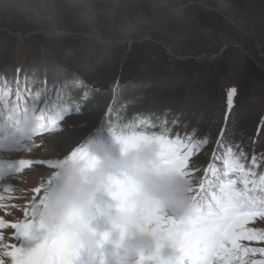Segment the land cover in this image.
<instances>
[{
  "label": "rangeland",
  "instance_id": "obj_1",
  "mask_svg": "<svg viewBox=\"0 0 264 264\" xmlns=\"http://www.w3.org/2000/svg\"><path fill=\"white\" fill-rule=\"evenodd\" d=\"M146 1L148 11L137 7L135 9V14L144 19L141 32L127 43L149 41L155 45L157 51L167 54L172 62L192 60L197 65L205 66H210V62H222L226 73L220 79L218 97L226 105L228 90L235 88L237 94L239 85L247 80L248 59L254 61L256 67L264 72V49L261 44H256L248 36L242 37V42L232 40L225 35L227 29L222 25L207 29L197 17L198 13L216 14L215 11L224 15L226 19L234 16L236 0ZM258 1L264 3V0ZM17 8V4L10 3L5 6L3 12H0V44L4 37H9L12 42L7 62L5 64L0 62V111L7 101L8 106L13 105L12 102L15 101V106L21 103L22 107L31 108L32 113L49 117L59 115L62 118L59 121V131L42 132L34 136L30 142L28 140L22 144H15L9 151L0 150V156H7L3 161L0 158V183L3 182L0 185V196L4 197L0 199L2 205L0 217L9 223L22 220L24 209L30 206L32 197L36 195L32 189L45 182L46 177L49 183L55 182L57 168L50 170L47 165H33L17 174L16 167L20 159H50L62 163L70 152L78 147L85 149L90 156L97 159H116L121 146L114 139L111 129L126 132L161 131L160 127L142 126L140 124L142 120L170 128L171 131L168 133L170 138L177 134L184 136L192 129L197 130L196 136L199 139L208 135V144L202 146L200 151L190 158V167L197 169L193 173V179L197 182L205 176L204 169L209 163L222 167L221 161L213 160L221 128L219 126L218 129L212 121L213 108L202 118L199 109L194 107L197 105L196 100L192 98L189 101L191 92L182 93L165 88L163 84L146 91L139 84L125 88L120 79L103 83L100 79L94 78L79 86L72 84L68 79L63 81L49 79L42 70V53L28 54L26 39L39 36L36 28L24 22ZM165 70L168 73L173 71L170 67ZM263 83H253L254 100L259 102H264ZM17 92L21 94L19 99L16 96ZM98 94H101V99L97 101L98 106L93 107L92 105L97 103ZM71 103L82 105L81 110L75 111ZM173 121L177 123L173 124ZM133 125L135 127H132ZM261 125L260 123L257 132L262 128ZM222 139L219 155H223L229 146L236 152L243 151L245 155L242 162L246 168L254 167L257 178L264 174V145H259L255 138L252 139L250 146L237 139L224 136ZM29 144L32 145L30 151L26 150ZM253 157H256L255 166L252 165ZM5 187L9 188L8 192L4 191ZM111 198L108 187L102 185L96 195V201L99 199V203L97 202L99 215L96 220L93 219L92 224H95L97 229L107 228L120 238L119 232L111 229L104 218L106 215L102 214L107 208L115 211L116 208L114 209L112 205L105 206V202ZM13 205L16 207L13 208ZM245 227L264 231V220L257 217ZM14 231L10 227L0 228L3 243L9 245L18 243L15 241ZM240 243L246 247H264V241L242 240ZM250 258L264 259L259 253ZM131 259L134 261V257L131 256Z\"/></svg>",
  "mask_w": 264,
  "mask_h": 264
},
{
  "label": "clouds",
  "instance_id": "obj_2",
  "mask_svg": "<svg viewBox=\"0 0 264 264\" xmlns=\"http://www.w3.org/2000/svg\"><path fill=\"white\" fill-rule=\"evenodd\" d=\"M10 3L18 5L24 22L34 26L41 38L44 75L53 81L68 79L77 86L111 67L144 24L135 14L136 0H0V12ZM93 159V166L65 159L57 168L55 182L44 185L43 204L33 206L34 219L59 248L79 253L100 243L92 221L100 211L96 195L102 185L117 201L115 213L106 212L107 223L119 232L121 247L134 257V264L140 254L157 249L152 235L137 228L145 204H155L176 218L193 215L189 180L161 163L156 142L121 146L116 159ZM112 178L121 182L116 195ZM159 257L174 264L176 253L161 243Z\"/></svg>",
  "mask_w": 264,
  "mask_h": 264
},
{
  "label": "snow or ice",
  "instance_id": "obj_3",
  "mask_svg": "<svg viewBox=\"0 0 264 264\" xmlns=\"http://www.w3.org/2000/svg\"><path fill=\"white\" fill-rule=\"evenodd\" d=\"M20 95V92L16 93L17 99ZM235 95V88L228 90L224 125L219 130L217 150L213 152V160L221 161L222 167L209 163L204 169L205 176L198 182L193 179V173L197 169L190 167V158L208 144V135L199 139L196 136L197 130L192 129L184 136L177 134L170 138V128L147 120L140 121V124L160 127L161 131L126 132L111 129L114 139L124 149L146 140L156 142L160 146L161 163L176 169L191 184V199L195 208L191 217L183 219L169 216L152 203L145 204L141 209L137 228L152 235L157 242V249L149 255L140 254L136 264H169L159 257L161 243H167L175 251L174 264H264V259L250 258L257 253L264 257V247H246L240 243L242 240L264 241V231L245 227L257 217L264 220V174L257 178L254 167L246 168L242 162L245 155L243 151L236 152L229 146L223 155L218 154L227 130L229 114L234 107ZM12 103L14 106L7 117L17 122L18 127L27 120L35 121L29 142L39 133L59 131V121L62 118L59 115L48 117L30 113L26 106L21 111L15 106V101ZM71 105L77 112L82 108L79 104ZM176 123L177 121H173V124ZM31 147L29 144L26 150L30 151ZM66 159L94 165L93 157L80 147L73 149ZM60 164L50 159H20L16 172L18 174L33 165H47L51 170L58 168ZM252 165H256V157H253ZM45 183L49 181L32 189L36 195L32 197L30 206L24 209L22 220L9 223L0 217V228L14 229V238L18 242L9 245L3 243V237L0 236V264H9V260L10 264H78L79 253L59 248L33 217V206L44 202L42 191ZM110 183L115 190L113 194H118L121 182L112 178ZM4 191L8 192L9 188L5 187ZM0 199L4 197L0 196ZM12 207L15 208L16 205ZM32 241L35 243H30Z\"/></svg>",
  "mask_w": 264,
  "mask_h": 264
},
{
  "label": "trees",
  "instance_id": "obj_4",
  "mask_svg": "<svg viewBox=\"0 0 264 264\" xmlns=\"http://www.w3.org/2000/svg\"><path fill=\"white\" fill-rule=\"evenodd\" d=\"M146 0H136L137 8L148 11ZM198 13L197 17L207 29L222 25L225 35L232 40L242 42V37H249L256 44H261L264 49V3L258 0H236L234 16L227 19L221 13ZM225 19V20H224ZM213 20L215 22L213 23ZM12 42L9 37H4L0 44V62L5 64L8 59V50ZM29 55L40 54L42 41L40 36L26 39ZM210 66L197 65L191 61H171L163 51H157L154 44L149 41H134L126 43L116 62L96 78L101 82H114L121 80L125 88L139 84L146 91L154 89L159 84L165 88L176 91L191 92L189 101L194 98L195 109L203 118L213 108L212 121L219 129L224 125L223 119L227 105L219 99V83L226 73L222 62H210ZM247 80L239 85V90L234 98V107L229 114V121L224 137L237 139L250 146L252 139L264 145V102L254 100L253 83L264 82V72L256 67L254 61L248 59ZM171 68L173 71L166 72ZM99 80V81H100ZM105 81V82H104ZM264 86V83L263 85ZM101 99V94L96 96V102ZM98 106V102L94 103ZM133 121V120H131ZM129 121V122H131ZM261 129L257 132L258 127ZM131 124V123H130Z\"/></svg>",
  "mask_w": 264,
  "mask_h": 264
},
{
  "label": "bare ground",
  "instance_id": "obj_5",
  "mask_svg": "<svg viewBox=\"0 0 264 264\" xmlns=\"http://www.w3.org/2000/svg\"><path fill=\"white\" fill-rule=\"evenodd\" d=\"M43 111V110H42ZM44 111H46V110H44ZM48 115V114H47ZM49 117V116H48ZM13 149V148H12ZM10 150V149H9ZM8 150V151H9ZM5 157H7L6 155H1L0 156V158H1V160L3 161V160H5L6 158ZM50 176V175H49ZM5 182V181H4ZM3 184V182H1L0 183V185H2ZM102 193V192H101ZM100 193V194H101ZM97 202L99 203V199L97 200ZM102 205H103V203H102V201L100 202ZM106 203V207H109V205H112L113 207H114V209L116 208L115 207V205L117 204V201L112 197L111 198V200H108V201H106L105 202ZM111 207V206H110ZM115 211H116V209H115ZM115 211L114 210H111V209H109V208H107L106 209V211L104 210V211H102V214L105 216L106 215V212H107V214L108 215H112V214H114L115 213ZM103 216V217H104ZM104 218H106V217H104ZM102 236H104V238L106 239V240H109V241H111L112 242V244L115 246V252H118V256L119 257H121L123 260H124V262H127V264H134V262H131L129 259H128V255H126L125 254V252H124V249L120 246V238H118V237H116V236H110V234H107V233H102ZM115 239V240H114ZM115 241V242H114ZM117 242V243H116ZM102 259H105L104 257H102ZM83 260H86L87 262H91L92 260H91V258H90V256H89V250H86V249H82V250H80V252H79V257H78V261H83ZM87 262H83V264H87ZM109 264H123V263H118V262H116V261H113V260H110V262H109Z\"/></svg>",
  "mask_w": 264,
  "mask_h": 264
}]
</instances>
